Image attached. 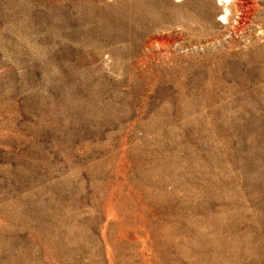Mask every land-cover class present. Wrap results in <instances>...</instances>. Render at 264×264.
<instances>
[{
  "label": "rangeland",
  "instance_id": "obj_1",
  "mask_svg": "<svg viewBox=\"0 0 264 264\" xmlns=\"http://www.w3.org/2000/svg\"><path fill=\"white\" fill-rule=\"evenodd\" d=\"M0 264H264V0H0Z\"/></svg>",
  "mask_w": 264,
  "mask_h": 264
}]
</instances>
